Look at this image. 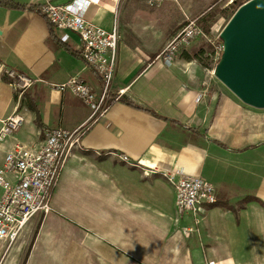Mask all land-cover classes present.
I'll list each match as a JSON object with an SVG mask.
<instances>
[{"label":"crops","instance_id":"0c3cea01","mask_svg":"<svg viewBox=\"0 0 264 264\" xmlns=\"http://www.w3.org/2000/svg\"><path fill=\"white\" fill-rule=\"evenodd\" d=\"M13 1L24 8L0 6V66L40 81L20 95L0 74V129L17 112L25 117L22 127L0 143V167L16 140L38 147L49 128L74 130L91 121L88 106L52 84L79 75L96 91L102 88L100 77L31 10L46 0ZM141 1L133 0V6L129 0L83 4L93 24L106 30L119 25L113 93L124 92L104 117L89 125L62 172L53 213L46 218L59 215L83 228L94 264H264V108L224 92L212 73L215 68L209 67L210 54L197 45L159 69L154 58L192 14L183 8L169 24L170 12L145 14ZM66 44L76 50L77 36ZM157 163L212 182L217 203L204 206L198 222L191 213L179 216L175 188L161 173L145 174ZM246 198L250 201L243 203ZM28 226L9 250L0 241V264L14 246L15 256L27 247ZM179 231L176 243L173 236ZM15 256L8 264H16Z\"/></svg>","mask_w":264,"mask_h":264},{"label":"built area","instance_id":"2783aa9c","mask_svg":"<svg viewBox=\"0 0 264 264\" xmlns=\"http://www.w3.org/2000/svg\"><path fill=\"white\" fill-rule=\"evenodd\" d=\"M90 2L97 3L98 0H73L67 4L46 0L39 6V14L55 27L57 40L66 44L73 35L77 36L76 50L86 67L100 77L102 88L96 91L79 75L61 84H52L53 89L61 93L70 92L88 106L91 121L74 130L49 128L45 131L43 144L38 147L16 140L6 153L0 168V187L3 189L0 197V241L7 244V250L33 219L45 218L53 213L54 193L73 151L81 147L89 125L104 117L112 103L118 101L124 92L122 90L117 95L113 93L122 38L119 25L116 22L111 30H106L88 21L83 4ZM149 4L153 6V2ZM221 36L222 32L213 36L212 28L207 31L196 18H187L181 30L153 62L158 64L159 69L170 67L180 52L204 43L211 44L215 54H219L224 50ZM0 74L8 78L9 86L20 95L40 81L3 66H0ZM24 122V115L18 112L4 120L0 129V143L12 137ZM122 160L127 162L128 157L123 155ZM151 173H161L175 188L179 216L191 213L197 219L204 206L214 205L218 201L217 189L212 182L191 175L183 168L157 163L145 171L146 175Z\"/></svg>","mask_w":264,"mask_h":264},{"label":"rangeland","instance_id":"374dc122","mask_svg":"<svg viewBox=\"0 0 264 264\" xmlns=\"http://www.w3.org/2000/svg\"><path fill=\"white\" fill-rule=\"evenodd\" d=\"M153 1L156 3L155 6H150L147 0L141 1L143 9L146 11L145 14L151 13V10L161 15L170 12L168 23L172 24L176 18L178 19L183 14V8L192 14V19H195L196 16L204 13L216 0ZM233 1L222 0L220 5L221 10L229 9ZM132 3L133 0H129L128 6H133ZM230 19L223 14H218L216 19L209 23L208 26L210 28L206 30L210 31L212 28V35L216 36L220 32H223ZM196 48L204 53L207 52V54H210L207 55L209 67L216 69L223 52L215 54L213 46L209 43L198 45ZM223 90L226 93L232 92L225 85H223ZM2 193L3 189L0 187V197ZM28 227H30V235L27 238V247L15 256L14 250H16V247L14 246L5 264H8L13 259V256H15L16 264H22L25 258L29 259L27 264L95 263L93 254L89 252L87 244L85 243V239L87 238L86 231L76 223L59 215H52L48 218H35L29 223ZM29 244H31L30 247ZM29 249H31L30 252Z\"/></svg>","mask_w":264,"mask_h":264},{"label":"water","instance_id":"95a60500","mask_svg":"<svg viewBox=\"0 0 264 264\" xmlns=\"http://www.w3.org/2000/svg\"><path fill=\"white\" fill-rule=\"evenodd\" d=\"M221 37L216 78L245 104L264 108V0L241 5Z\"/></svg>","mask_w":264,"mask_h":264},{"label":"trees","instance_id":"16d2710c","mask_svg":"<svg viewBox=\"0 0 264 264\" xmlns=\"http://www.w3.org/2000/svg\"><path fill=\"white\" fill-rule=\"evenodd\" d=\"M246 1L248 0H234L229 9L221 10L220 5H221L222 0H216L204 13L196 17V19L198 22L203 24V26H205L206 29H209L210 28V26H208L209 23L215 20L218 14H223L227 16V18L230 19L234 15V13L237 11V9L241 5H243ZM0 6L3 8H7V9H19L21 7L24 8V6L14 2L13 0H0ZM39 6L40 5L34 6L31 8V10L39 13ZM49 26H50L51 34L56 39L55 27L51 24H49ZM221 43L223 44V40H221ZM60 44H62L66 48V50L69 51L73 56L81 59L80 54L77 50L66 46L67 44L65 43H60ZM123 101L127 105L132 106L138 110L149 111L146 108H143L142 106L135 104L134 102L129 101L127 99H123ZM151 113L156 115L154 112H151ZM37 124L41 126V118H40L39 111H37ZM249 201H250V198H246L243 203H247ZM230 209H233V208H230ZM234 211L235 213H237V210H234Z\"/></svg>","mask_w":264,"mask_h":264},{"label":"bare ground","instance_id":"6f19581e","mask_svg":"<svg viewBox=\"0 0 264 264\" xmlns=\"http://www.w3.org/2000/svg\"><path fill=\"white\" fill-rule=\"evenodd\" d=\"M116 191V190H115ZM116 194H117V196H118V198H120V194L118 193V191H116ZM106 216H108V220H110V216L107 214ZM116 225H119V223H117ZM117 228V227H116ZM115 228V229H116ZM167 232V231H166ZM167 234V233H166ZM181 232L179 231V232H176L175 234H174V236H173V240L176 242V243H178V242H180L181 240ZM115 240V239H114ZM141 258H144V257H141Z\"/></svg>","mask_w":264,"mask_h":264}]
</instances>
